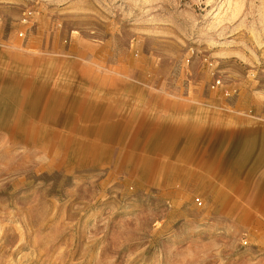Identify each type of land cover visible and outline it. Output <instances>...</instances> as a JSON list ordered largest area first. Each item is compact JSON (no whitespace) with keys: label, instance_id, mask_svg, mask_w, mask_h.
Listing matches in <instances>:
<instances>
[{"label":"rangeland","instance_id":"374dc122","mask_svg":"<svg viewBox=\"0 0 264 264\" xmlns=\"http://www.w3.org/2000/svg\"><path fill=\"white\" fill-rule=\"evenodd\" d=\"M0 264H264V0H0Z\"/></svg>","mask_w":264,"mask_h":264},{"label":"bare ground","instance_id":"6f19581e","mask_svg":"<svg viewBox=\"0 0 264 264\" xmlns=\"http://www.w3.org/2000/svg\"><path fill=\"white\" fill-rule=\"evenodd\" d=\"M25 69H27V70H25V71H27V72H25L26 74H28V73H30V66L29 67H27V68H25ZM127 179V178H126ZM162 181V180H161ZM141 183V182H140ZM144 184V183H143ZM145 185V184H144ZM168 190V189H167ZM188 196V195H187Z\"/></svg>","mask_w":264,"mask_h":264}]
</instances>
